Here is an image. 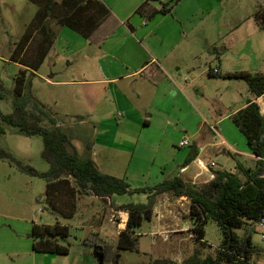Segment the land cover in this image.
Returning a JSON list of instances; mask_svg holds the SVG:
<instances>
[{"label": "rangeland", "instance_id": "obj_1", "mask_svg": "<svg viewBox=\"0 0 264 264\" xmlns=\"http://www.w3.org/2000/svg\"><path fill=\"white\" fill-rule=\"evenodd\" d=\"M102 1L110 9L107 2L111 0ZM256 2L262 4L264 0H180L178 7L185 22L196 24L194 33L199 35L208 29L211 38L216 39V46L224 48L220 52L224 72L245 70L264 74V27H257L251 17L244 18L249 16L246 12L252 10ZM37 9V4L30 0H0V81L4 88L0 111L4 114L12 113L16 106L13 88L21 68L10 57ZM209 9L212 10L210 13L203 14ZM236 22H240V26L232 31ZM52 26L56 31V38L38 71L45 77L50 71L55 72L54 80H79L80 68L88 65L89 71L94 73L88 60L90 55L96 53L95 49L75 31L54 24ZM200 60L201 58L193 62L198 69L203 67ZM214 63H211V68ZM187 78L190 79L189 76ZM200 80L198 86H201L203 97L198 98L199 106L188 110L187 105L176 103L174 116L186 122L187 127L192 126L197 118L204 130L207 129L208 122L215 120L214 117H223L222 132L216 126L217 135H208L214 136L212 141L224 138L236 149H243L244 137L227 116L235 105L242 102L245 94L249 96L246 84L239 79L207 78L206 75ZM29 82L30 86L27 87ZM67 82L49 84L46 79L26 72L25 90L30 93L31 102L40 101L51 110L57 126L66 133L68 144L82 147L86 136H90V129L84 130L81 135L78 121L69 119L67 114L78 113L94 104L92 99L85 96L84 85ZM243 89L245 94L237 95L236 98L228 97L230 92L234 95ZM253 99L264 110V92ZM201 106L206 108L205 112H202ZM205 115L208 121L203 120ZM42 124L48 127L49 122L45 118ZM1 125L4 129V133L0 135L2 149L10 152L21 164L30 165L39 172L48 169V163L41 156L43 144L39 135L26 136L14 126L4 122ZM236 135L237 138H234ZM233 139L238 140L236 146ZM218 148L213 158L219 164L223 152ZM149 156L131 159L129 171L139 173H132L126 179L130 188H149L156 184L158 179L154 177V167H151ZM227 158L230 162V157ZM45 187L46 181L43 178L21 170L7 159H0V264H99L98 256L101 257L100 264H110L112 261L109 250H113L117 233L124 228L128 213L122 209L110 208L107 200L102 201L94 196H75L61 190L55 199L56 204L65 211L73 208V215L66 218L48 209L44 198ZM109 199L117 206L145 203L147 196L144 193L112 194ZM188 203L185 195H157L150 218L142 220L134 228L135 249L119 250L117 260L112 264H152L155 260H163L161 264H184L189 261L199 262L205 255H213L220 240V231L212 220H207L203 225L202 239H195L191 231L192 222L188 219ZM185 218L188 223L184 221ZM56 221L68 228L66 239L59 241L68 247V252L56 254L33 251L30 237L32 224H53ZM183 223L186 224L182 225ZM180 228L183 230H179ZM244 230H248V226L234 229V232L241 237ZM248 232L255 250L250 259L251 264H264V242L253 229L249 228ZM91 234L96 238L98 246H104L103 254L101 250L97 257L92 253L93 247L85 242Z\"/></svg>", "mask_w": 264, "mask_h": 264}, {"label": "crops", "instance_id": "obj_2", "mask_svg": "<svg viewBox=\"0 0 264 264\" xmlns=\"http://www.w3.org/2000/svg\"><path fill=\"white\" fill-rule=\"evenodd\" d=\"M144 1L145 9L137 13L136 8ZM107 3L110 14L85 39L96 51L88 60L94 73L89 71V65L80 68L79 80H54L53 71L47 77L38 70L33 72L35 77L46 79L49 84L68 81L67 84L84 85L85 96L93 100V107L67 114L69 119L78 121L81 135L90 129L83 148L71 144L69 150L91 159L101 173L125 181L130 174L139 173L129 171L131 159L149 155L154 177L158 179L156 183L177 177L189 185H201L221 170L234 173L243 180V171L250 173L255 168V157L249 153L246 144L243 149H236L224 138L212 141L214 136L208 135H217L216 126L222 132L223 117L216 116L212 123L208 122L206 132L197 118L187 127L186 122L174 116L176 103L187 105L188 110L199 106L198 98L203 97V91L198 83L204 75L210 78L208 70L214 67L218 73L224 72L220 60L224 48L216 46V39L211 38L208 29L199 35L194 33L196 24L185 22L180 15V0H111ZM161 3H168V12L149 14ZM256 5L257 2L244 18L251 17ZM211 9L201 11L208 14ZM239 26L240 22H236L232 31ZM199 58L202 69L193 63ZM242 93L245 94V89L234 95L230 92L228 97L236 98ZM248 98L253 97L245 94L227 118L242 108ZM205 109L202 107V112ZM259 112H262L260 107ZM203 120L208 121L206 115ZM182 139L187 144L179 146ZM233 141L236 146L238 140ZM216 146L223 152L219 164L213 158L218 152ZM187 155L192 158L183 163ZM187 220L184 219L186 223Z\"/></svg>", "mask_w": 264, "mask_h": 264}, {"label": "trees", "instance_id": "obj_3", "mask_svg": "<svg viewBox=\"0 0 264 264\" xmlns=\"http://www.w3.org/2000/svg\"><path fill=\"white\" fill-rule=\"evenodd\" d=\"M30 1L36 3L38 9L10 57V60L21 65V68L13 88L16 104L14 111L9 114L0 111V135L4 133L2 122L16 127L26 136L39 135L43 144L41 156L48 163V169L39 172L30 165H23L1 147L0 159H7L21 170L46 181L44 198L52 213L66 218L73 215L72 207L65 211L55 202L61 190L75 196H94L102 201L107 200L110 208L126 211L128 216L125 226L117 233L113 250H109V257L113 263L117 260L119 250L135 249L134 228L138 227L142 220L150 218L155 197L163 193H171L187 196L188 219L192 222L191 231L195 239H202L203 225L207 220H212L220 231V240L213 255H205L199 262L189 261L184 264H251L250 259L255 250L248 230L253 229L255 221L264 209V179L259 175L263 163L261 158L264 157V116L259 112L255 100L248 98L242 108L229 115L234 127L244 137L247 150L255 157L254 170L250 173L244 170L243 180L234 173L221 170L214 172L213 177L201 185H189L174 177L162 180L149 188H130L123 178L101 173L91 159L80 157L69 150L67 135L57 126L51 110L40 101L31 102L32 97L25 90L26 72L34 75L33 72L39 69L56 38L53 24L67 27L84 39H88L108 17L110 9L101 0ZM145 5V1L142 2L136 8V12L143 11ZM168 6V3H161L158 9H151L149 14L168 12L170 7ZM251 17L257 27H264V3L256 5ZM208 76L242 80L253 98L264 92L263 73L244 70L212 73L208 70ZM29 86L30 82L27 83V87ZM3 89L0 81V100L3 97ZM30 103L32 104L29 106ZM45 118L49 122L48 127L42 124ZM191 158L192 155H187L183 163L189 162ZM131 193L146 194V202L117 206L110 202L109 198L112 194ZM246 226L248 230H244L243 236L240 237L234 232V229L246 228ZM67 235V226L57 221L53 224L33 223L30 232L32 250L39 253L66 254L68 247L59 241L66 239ZM89 238L85 242L93 247V255L97 257L101 250L103 254L104 246H98L92 234ZM163 262V260H155L152 264ZM103 264L109 263L103 262Z\"/></svg>", "mask_w": 264, "mask_h": 264}, {"label": "built area", "instance_id": "obj_4", "mask_svg": "<svg viewBox=\"0 0 264 264\" xmlns=\"http://www.w3.org/2000/svg\"><path fill=\"white\" fill-rule=\"evenodd\" d=\"M144 22H142L143 24ZM212 73H216L218 72L217 68L214 67L210 70ZM259 106V105H258ZM260 107V106H259ZM261 108V107H260ZM261 114L264 116V110L262 109ZM187 144L185 139H182L178 142L179 146H183ZM262 161L264 162V157L261 158ZM210 165H212V163H210ZM263 179H264V173L262 174ZM263 195H264V183H263ZM118 218L120 216H117ZM121 218V217H120ZM120 220V219H119ZM123 222V220H121ZM254 231L257 233V235L259 236V238L264 242V209L261 213V215L257 218V220L254 223V227H253Z\"/></svg>", "mask_w": 264, "mask_h": 264}, {"label": "water", "instance_id": "obj_5", "mask_svg": "<svg viewBox=\"0 0 264 264\" xmlns=\"http://www.w3.org/2000/svg\"><path fill=\"white\" fill-rule=\"evenodd\" d=\"M263 152H264V144H263ZM263 173H264V162L262 163V170H261V172L259 173V175H262ZM97 260H98V263L100 264L101 257L98 256Z\"/></svg>", "mask_w": 264, "mask_h": 264}]
</instances>
